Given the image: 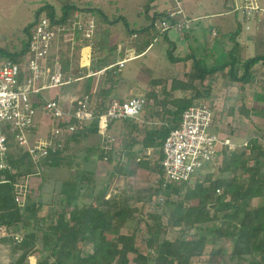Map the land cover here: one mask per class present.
<instances>
[{
  "label": "trees",
  "instance_id": "trees-1",
  "mask_svg": "<svg viewBox=\"0 0 264 264\" xmlns=\"http://www.w3.org/2000/svg\"><path fill=\"white\" fill-rule=\"evenodd\" d=\"M57 1L61 6V15L57 16L51 5L39 9L35 21L24 29L26 37L22 48L13 53L0 49V54L13 61L23 56L27 52L31 31L42 15L63 28L58 40L60 50L56 54L51 53L48 64L52 69L55 65L53 61L57 59L56 63L66 78L76 71L83 47L89 46L95 53L106 51L107 56L116 51L114 39L109 43L110 27L96 24V31L98 29L101 33L100 39L95 38L96 33L91 39H86L85 28H78L76 13H86L85 23L86 17L93 16L92 8L78 9L74 0ZM154 1L148 0L142 10L150 25L142 27L141 31H132L133 34L146 35L147 46L155 40L150 33L156 28L155 23L166 15L164 12L151 13ZM239 32L240 28L230 33L234 44L229 51V63L211 70L197 64L187 74L186 82L173 80L169 89L166 80H150L143 96L146 106L140 117L142 125L137 120L120 121L126 135L121 149L85 148L84 162L100 157L113 164L107 185L99 187L93 173L74 169L70 178L53 182L54 187L46 197L43 194L44 180L39 188L42 194L38 200L34 203L26 201L22 210L16 201V185L38 170L27 151L9 140L7 162L11 171L0 172V230L6 232L5 235L0 234V244L9 247L17 257L9 264H30V258L35 259V264H264L262 139L252 137L246 145L224 148L220 152L222 164L206 166L197 176L193 188L187 183L163 186V143L171 131L179 128L183 112L196 106L202 98L203 93L198 90L196 82L203 85L206 81H217L219 87L256 83L253 70L264 62V56L244 61L242 46L233 39ZM65 34H72L73 40L63 49ZM118 70L112 68L106 75L108 80L114 81ZM95 80L93 77L86 80L87 86L81 91V98L88 95L93 102L95 98L104 97V89L97 94L93 92ZM157 87L162 90L161 98ZM257 87L256 101L264 103V81ZM211 89L209 85L205 93H210ZM179 93L190 95L179 96ZM41 105L40 101L36 103L37 108ZM106 106L102 102L92 105L94 120L89 125L77 129L64 143L55 140L58 145L55 150L49 149V156L41 165L43 171L74 168L71 159L74 152L66 154L72 144L99 135L98 118L105 113ZM118 122L112 123L108 131ZM145 122L154 126L146 128L143 136L136 138L134 134H139ZM70 123L75 125L76 121L72 119ZM59 127L63 129L67 125L63 123ZM214 169L217 175L212 172ZM138 170L147 174L148 188L131 189L116 195L115 187L119 180L122 177L136 178ZM155 197V208L141 213L136 224L137 228L144 223L147 230L144 254L137 247V230L131 234H125L123 230L136 219V213H140L139 205H146ZM254 201H257L256 205H253ZM45 208L50 210L46 215ZM26 221L31 226H26ZM215 223H218L216 228H205ZM172 228L178 229L179 235L174 240H168L166 236Z\"/></svg>",
  "mask_w": 264,
  "mask_h": 264
},
{
  "label": "rangeland",
  "instance_id": "rangeland-1",
  "mask_svg": "<svg viewBox=\"0 0 264 264\" xmlns=\"http://www.w3.org/2000/svg\"><path fill=\"white\" fill-rule=\"evenodd\" d=\"M83 1L85 3H80L78 6H80L81 8H84L85 6L95 8L93 9V16L86 17L87 21L91 19L92 21H94L95 26L97 23H104L105 26L109 27L115 25L118 31L124 32L126 38L123 40H126L127 43H129V37L132 36V33L130 32V30H128L126 24L130 25L131 30L134 29L136 31L141 30L142 27L150 24V20L148 19V17L141 11V7L144 6L148 0H82V2ZM165 2L166 0H155L152 3L153 9H161V6H163ZM222 2V6L224 7L225 0H222ZM184 3L186 11L189 12L192 9V0H184ZM258 3L264 9V0H258ZM46 5L53 6L56 15H61V6L57 0H0V49H7L10 52H17L18 50H20L22 48V41L25 40L26 37L24 35V29L35 21L37 11ZM226 5L229 8L230 3L226 2ZM231 8L233 10L232 4ZM214 9L215 11L217 10L216 5H214ZM103 13L106 14L108 20L104 18ZM140 13L143 14L142 18L139 17ZM224 14V17L222 18L209 20L208 17H205L200 22L195 23L193 25V31L191 30L188 32V39L182 38L181 34L175 30H170L166 34L163 33L158 27V21L155 26L156 28L150 32L155 40L151 41L152 45L144 55L132 58V54V56L129 55L127 58L125 57V49H123L121 55H119V60L127 58V61L123 69L121 70V73L119 72L117 79H121V86L126 87V95L140 94L144 89L143 85L148 82L150 78H165L168 80L177 78L180 73H184V69H182L183 62H176L177 59H181L183 61L185 60V58L192 55H195L198 59L200 57L205 58L208 55L206 54V51L209 47L213 48L215 57L207 58V65L216 66L223 64L228 56L227 51L232 46L231 41L229 40L230 36L224 34L233 33L238 30L240 28V25L237 22L239 21L242 22V29L240 28V32L237 37L238 41L243 39L241 42H246L249 46L252 47L254 46L257 51L264 50V27H257L254 23L250 22L246 23L242 14L239 12L235 13L234 11L229 12L228 10H226L224 11ZM78 16L79 20H82L85 17V15L81 13V11L79 12ZM111 22L114 23L111 24ZM211 24L220 25V29L223 34H221L220 38L217 40L212 39L210 35ZM246 27H249V30H246ZM257 34H259V39L255 40L256 44L254 41H248V38H254L257 36ZM143 37L146 38L147 36L143 35ZM70 40H73V36L71 34L64 37L65 42H69ZM56 43L55 46L59 47V43ZM125 45L126 43L123 44L124 47H126L128 44L126 46ZM95 57H97V55H95ZM242 58L244 59V57ZM0 60H2V58H0ZM71 78H73V75H71ZM212 85H214L213 88L215 90H218L220 88V91L216 93L217 99H215L216 102L218 101V105H212L208 102V105L213 112V125L218 127V129H221L223 127L221 132H224L227 135L229 134L232 137L234 136L235 131L238 132V135H240V131L244 132V136L248 137V140L251 139L254 129L258 131V128L254 127V124L252 123L253 114H243L244 112H242V108L238 107L240 103H236V101L232 102V97L227 96V94H235L236 90H231L224 94L223 86H215V83ZM169 87L170 85H168V89ZM233 87L235 89L238 88L236 85H234ZM197 88L201 93H204L206 90L205 88L207 87L205 85L197 83ZM248 88L249 93L251 94L253 89L251 86H249ZM185 95L187 96L188 94H182V96ZM158 96H160V98L162 97L161 89H158ZM226 96V99L228 101H226L225 99ZM229 99H231V101H229ZM201 104H206V101L203 98L199 99L196 102V106H200ZM39 120L40 115L35 118V123L37 124ZM138 122L140 125H142L143 123L142 120H139ZM153 126L154 124H152L151 122H145L139 134H134V136L136 138H141L143 136V131L146 128H151ZM212 131L215 132L214 130ZM66 134L67 133H64L63 135L65 136ZM261 134H263L262 131ZM125 137L126 135L122 129L121 122H118L117 124L113 125L105 135L99 134L91 136L88 141V146L100 148L101 150H107L110 148L121 149L125 144ZM232 143L235 144V146L242 145L241 141L235 139ZM80 149V147L75 146L73 149L74 154H78ZM115 161L116 159L113 160V163ZM222 162L218 164L220 165L222 164ZM81 166H84L85 169L94 171L96 173L94 174L96 175L95 178L99 187L107 185V183L111 179L110 177L113 170V164H109L108 161L103 160L102 158L96 160L95 163H86ZM79 169L82 168L80 167ZM212 172H215V175H217L215 169L212 170ZM67 173L68 172L66 170L51 168L46 171L40 170L39 173L36 172L35 174L29 176L28 182L26 183L28 190L27 201L34 203L38 200L39 196L42 194L39 188L44 180L46 183L44 185L45 193L43 192V194L45 195V197L46 195L49 196V192H51L54 187L52 185L53 182L60 181L65 177L67 178ZM146 177L147 174L145 175L139 170L137 171L136 178L122 177L116 184L115 194L119 195L122 194V192H129L131 189L148 188ZM195 181L196 178L191 183H189L188 186L193 188ZM47 192L48 194H46ZM256 203L257 201H254L253 205H256ZM156 204L157 197L153 198V200L146 205H139V207H141L140 213H136V219L133 222H130L128 226L123 230V233L125 234H131L133 230H137V247L139 251L144 254L147 230L144 223L137 225V228L136 224L137 220L141 218L140 214H143L146 211L153 210ZM48 211L50 212L48 208H45L44 214L48 213ZM25 225L31 226V223L29 221H26ZM217 226L218 223H215L208 225L205 228H216ZM0 234L5 235V230L1 229ZM13 235L15 234L13 233ZM178 235L179 230L172 228L169 230L166 239L174 240L176 237H178ZM16 258V255L11 253L9 247H5L0 244V264H9L11 260H15ZM35 263V259L30 258V264Z\"/></svg>",
  "mask_w": 264,
  "mask_h": 264
},
{
  "label": "built area",
  "instance_id": "built-area-1",
  "mask_svg": "<svg viewBox=\"0 0 264 264\" xmlns=\"http://www.w3.org/2000/svg\"><path fill=\"white\" fill-rule=\"evenodd\" d=\"M232 1L233 11L241 13L246 23L261 26L264 22V9L258 0ZM166 2L169 7L165 12V18L159 21V29L163 33L170 30L188 32L191 22L184 10V0ZM77 17L79 19V16ZM77 26L80 30L85 28L86 39H91L95 34V23L91 19L85 23L83 19L79 20ZM62 30L63 28L54 24L46 15H42L31 31L27 52L16 61L9 58L0 60V172L11 171L7 162L10 152L9 140L27 151L38 170L37 173L43 169L41 165L49 156V149L53 145L51 143L31 145L29 136L37 115V96L44 90L61 89L69 84L57 63L52 69L48 64L53 45L59 40ZM246 30H249V27H246ZM212 34L213 37L217 36L215 30ZM126 61L122 60L117 64L120 69L124 67ZM39 101L45 115L58 125L63 123L67 125L66 130L56 126L58 128L53 131L55 136H61L64 132L72 135L77 129H83L94 120L88 97L72 101L67 111L66 106L60 101L46 99ZM145 106L144 97L124 101L111 100L106 106L105 113L98 118L99 134L105 135L108 127L114 122L139 121ZM72 119L76 121L75 125L70 123ZM213 122V112L209 105L189 107L183 112L179 128L171 131L163 143L161 162L165 179L163 186L191 183L206 166L212 167L222 162L220 152L224 148L235 147L228 138L209 131ZM27 182L28 178L16 185V201L22 210L27 201Z\"/></svg>",
  "mask_w": 264,
  "mask_h": 264
},
{
  "label": "crops",
  "instance_id": "crops-1",
  "mask_svg": "<svg viewBox=\"0 0 264 264\" xmlns=\"http://www.w3.org/2000/svg\"><path fill=\"white\" fill-rule=\"evenodd\" d=\"M79 1L80 0H74L75 5L78 9H84V8L95 9L94 7H90V6H85L84 8H81L78 5L80 3L84 4L85 2L84 1L82 2V0L80 2ZM226 2L230 3L229 8L227 7ZM231 2H233V1L232 0H225L224 7H223L222 6V3H223L222 0H192V9L189 12L186 11L185 3H184V10H185L188 18L190 19V22L192 23V24L190 23L191 28L189 31H191V30L193 31V25L197 22H200L205 17L206 18L208 17L209 20L216 19V18H222L225 15L224 11H226V10H228L229 12L233 11L231 8V4H232ZM214 5L217 6L216 11L214 9ZM144 6L141 7V11L143 10ZM168 7L169 6H168L167 2H165V4L163 6H161V9H155V8L153 9V5H152L151 13L152 14H154L156 12H158V13L164 12L165 13L166 10L168 9ZM222 8H223V10H222ZM78 15H79V11H78V13H76V16H78ZM84 15H86V13ZM103 15H104V18H106L108 20L106 14L103 13ZM142 15L143 14L140 13L139 17L142 18ZM237 23H239L240 28L242 29V22L239 21ZM111 24H113V22H111ZM156 24L157 23H155V26H156ZM147 25H150V24H147ZM101 26H103L104 28L109 27V26H105L104 24H102ZM126 26H127L128 30H130L131 33H132V31H135L134 29L131 30L129 24H127ZM260 27L261 28L264 27V22L261 24ZM213 30H215L217 32L216 37H213V34H212ZM188 32H184V33L178 32V33L181 34L182 38L188 39L189 38ZM235 32H233V33H235ZM110 33L111 34L109 37L110 38L109 43H111V41L114 39L113 44L114 43L117 44L116 51H114L112 54L107 56L106 51H103L101 53H99V52L95 53L91 49V47H89V46L83 47V49L80 51L77 69H76V71H74L71 74V75H73V78H71V75L67 78L65 77L66 80L69 81V84L66 86H63L61 89L44 90L37 96V98L41 99V100L46 99V100L60 101L66 107H69V106H71L72 101H74L76 99H83L80 97L81 91H83L85 89V87L87 86L86 80H88L89 78H92V77L96 79L93 92L95 94H97L100 89H104L105 95L103 98H100V99L95 98V100L93 102H91L90 97L88 95H86L85 97H88L89 102H90V110H91L92 105L95 106L100 102L104 103V105L106 106V104H108L111 100L124 101V100L134 98V97H143L148 90L150 80H153V79L150 78L148 80V82H146L143 85L144 89L140 94H132V95L128 94V95H126V93H127L126 87L121 86V83H120L121 79L118 80L116 77L114 81H111V80H108L106 75L114 67L118 68L119 69L118 71L121 73V70L123 68L120 69V67L117 65L120 61L127 60L128 56L129 55L132 56V54H133L132 58H136V57L144 55L147 52V50L151 47L152 43L147 46V41H148L147 38H144L142 34L137 35V34H133V33H132L131 37L128 36L130 38V41H129V43H127L126 40H123L126 38L124 32L118 31L117 28L115 27V25H112V27L110 26ZM221 34H223V33L221 32L220 25L211 24L210 35H211L212 39H215V40L219 39ZM66 35L67 34H65L64 37H66ZM224 35L230 36V33H226ZM238 35H239V33H238ZM238 35H235L233 39H234V41L238 42L242 46L241 47V55H242V57H244V61L251 59V58H254L256 56H264V53H263L264 50L257 51L256 48H254V46L252 47V46H249L246 42H241L243 39L238 41V38H237ZM95 38H99V39L101 38V33L98 29L96 31ZM230 38H231V36H230ZM258 39H259V34H257V36L254 38H251V39L248 38V41L249 42L250 41L255 42V40H258ZM229 40L231 41V44L233 46V44H234L233 40H231V39H229ZM56 42L59 43L58 41H56ZM70 42H71V40L69 42H65L64 38H63L62 48L65 49V47H67ZM55 43L53 45V49L51 52L52 54H56L60 50V48L58 46L57 47L55 46ZM125 43H126V45L128 44L127 46L125 45L126 47L123 46V44H125ZM134 43L136 44V46L138 44L140 46L136 48ZM255 44H256V42H255ZM232 46H231V48H232ZM231 48L227 51L228 56H227L226 61L223 62V64H221V65H216V66L207 65L208 64L207 58H209V57L214 58L215 57L213 48L209 47L208 50L206 51V54H208V55L205 58L200 57L198 59L195 55H192V56H188L183 61L181 59H177L176 62H183V68L182 69H184V73L183 72L180 73V75L177 78H172L170 80L165 79V78H158V79L166 80L169 85H171L173 80H177L180 82H186L187 74L197 64L206 70H211L213 68H216V67L222 66L226 63H229V61H230L229 51L231 50ZM123 49H125V53H126L125 57H127V58L119 60V58H120L119 55H121ZM11 53H13V52H11ZM95 55H97V57H95ZM0 58L5 59L7 57H4L3 55L0 54ZM56 60L57 59H55V61H53V62L56 63ZM128 60H130V59H128ZM240 72L241 73L243 72L242 68L240 69ZM241 73L239 74L240 76L242 75ZM77 75H79V76H77ZM253 75H254V79H255L256 83H248L245 85L240 84V83H235L234 85H236L238 87L237 89H235L233 87L234 85L231 87H223V89H224L223 93L225 94L226 92H229L231 90H236L235 94H227V96L232 97V102L236 101V103L237 102L240 103V105L238 107L242 108L241 110H242V112H244L243 114L249 115L248 113H250L249 111H251V113L253 114L252 123L254 124V127L258 128V131L256 129H254V131L252 133V137H255V138L258 137V138L262 139L263 143H264V103H260L259 101H256L257 97H256V93H255L256 90L259 89L257 87L258 84H260V83H262V81H264V62H260L254 68ZM197 83H199V82H196V85H197ZM214 83H215V86L219 85L218 84L219 82H217V81H215V82L206 81L203 83V85H205L206 87H208L210 85L213 88L214 85H212V84H214ZM199 84H201V83H199ZM249 86H251L253 89L251 94L249 93V88H248ZM158 89H160V87L156 88L157 92H158ZM205 89L207 90V88H205ZM219 91H220V88L218 90H215L213 88V89H211L210 93L204 92L202 94L203 95L202 98L206 101V105H208L209 103L212 105H215V104L218 105V101L216 102L215 99H217L216 93ZM186 94L190 95V93H186ZM178 95L181 96L182 94L179 93ZM227 96L225 97V99L227 98ZM159 98H160V96H159ZM225 99H224V101H225ZM226 101H228V100L226 99ZM229 101H231V99H229ZM236 103H235V106H236ZM41 106H40V108L36 107L37 108L36 117H38L40 115V120L37 124L36 123L34 124V128H33L32 132L29 136V142L31 145H36L39 142L44 143V144H50L51 143L53 145L52 146L53 150H55L57 145H58V144H55V140H57V141L59 140L60 143H64V141L67 138H69L71 135L66 134L64 136L63 134L67 133V132H64L61 136H55L53 134V129L55 130V128H58L60 124L58 125L52 118L45 115L42 111ZM213 120H214V118H213ZM261 124H262V126H261ZM56 126H58V127H56ZM222 128L218 129V127L213 125L209 131L211 133H214V134H219L224 138H228L231 142H233L234 139L241 141L242 145H244V143H246V141H248V139H247L248 137L244 136V132L239 131L240 135H238V132L235 131L234 136L232 137L229 134L227 135L224 132H221ZM252 128H253V126H252ZM59 129L66 130V128L62 129L60 127H59ZM40 130H42V131H40ZM212 130H214L215 132H213ZM261 131L263 132V134H261ZM89 138L83 139L81 141H78L76 144L71 145V150L66 154V156L70 155L74 152L73 149L75 146H78L81 149L79 150L78 154L76 153L74 156L72 155L73 158H71V159L74 161V168L73 169L68 170V169L61 168L62 170H66L68 172L67 178L65 177L64 179L70 178V175L72 172H74V169L84 171V172L93 173V174L95 173L94 171H89V170L85 169L84 166H81V165L86 164V163H92V162L95 163V161L99 160V158H100V157L91 158L89 161L84 162L83 159L85 158V156L87 154V151L85 148L90 147V146H88ZM80 154H82V155H80ZM80 167L82 169H79Z\"/></svg>",
  "mask_w": 264,
  "mask_h": 264
}]
</instances>
